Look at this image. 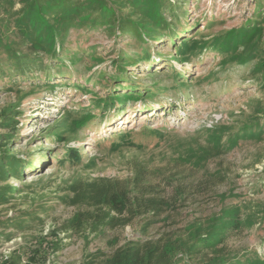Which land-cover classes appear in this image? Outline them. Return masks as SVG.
Listing matches in <instances>:
<instances>
[{
  "label": "rangeland",
  "instance_id": "rangeland-1",
  "mask_svg": "<svg viewBox=\"0 0 264 264\" xmlns=\"http://www.w3.org/2000/svg\"><path fill=\"white\" fill-rule=\"evenodd\" d=\"M169 2L172 9H166L163 17L172 25L170 32L146 45L127 36L114 39L103 30L70 29L62 38L61 49L56 44L62 68L22 43L12 25L5 30L1 21L4 8L0 7L3 42L8 38L16 53L41 58L40 65L25 69L23 78L16 77L11 76L12 66L0 50V113L12 110L18 122L14 133L0 129L2 137L10 135L5 142L0 138V155L13 154L27 166L20 179L10 177L2 183L20 192L0 206V222L10 221L0 228L2 236L10 235L7 240L0 237V261L12 258L16 264H80L89 256L109 257L128 240L155 239L164 231L183 235L188 223L220 210L219 194H234L236 197L227 198L225 203L240 202L243 208V224L226 239L225 250L264 256V136L260 141L242 138L231 151L207 158L202 168L178 159V155L211 154L206 130L225 126L237 133L243 126L263 121L259 118H264V86L249 73L255 63L230 62L228 53L215 48L180 58L175 49L183 38L192 41L200 37L197 40L205 43L246 21H257L259 7L263 16L264 0ZM20 8L15 4L12 12ZM245 48L240 46L238 53L245 54ZM145 49L148 61L128 67L123 81L107 79L115 71L110 62L116 61L121 51L137 60ZM100 74L104 80L98 81ZM174 75H178L176 83L183 80V87L173 89ZM128 84L142 93H153L123 106L116 104L106 112L94 109L95 96L127 93ZM67 112L75 113L70 119L84 112L95 117L81 130L66 133L63 142L46 139L48 128ZM151 131H161L163 136L148 135ZM127 133L130 138L111 151L110 144ZM130 140L142 148L126 145ZM67 150L78 151L79 162L64 159ZM138 164L152 172L151 183L162 181V175L173 169L180 171L189 184V197L169 213L166 222L159 220L149 227L144 237L140 236L139 218L125 227L92 231L86 213L92 209L83 190L99 179L130 180ZM198 182L204 187L199 188ZM72 218L82 221L72 225ZM41 239L43 256L31 257Z\"/></svg>",
  "mask_w": 264,
  "mask_h": 264
},
{
  "label": "trees",
  "instance_id": "trees-1",
  "mask_svg": "<svg viewBox=\"0 0 264 264\" xmlns=\"http://www.w3.org/2000/svg\"><path fill=\"white\" fill-rule=\"evenodd\" d=\"M15 4L21 6L18 12H12ZM0 7L4 8L5 18H1L4 29L8 31L12 25V30L15 31L22 43L28 44L36 52L54 60V65L61 68L63 64L59 58L56 44H59L61 49L62 38L70 29L103 30L114 39L127 36L146 45L149 41H156L160 36L169 33L172 28V25L163 17L166 9H172L169 0H0ZM124 8L127 10L123 11ZM260 9L261 7H259ZM259 10L255 15L257 21H246L243 26L231 29L223 35L215 36L209 42L200 43L197 40L200 37L192 41L186 40V38L179 40L178 48L175 47L176 55L183 58L195 52L200 53L206 48H215L219 52L228 53L230 62H238L240 65L255 63L251 66L249 73L256 75V80L264 86V12L260 17ZM7 41L9 39L5 38L3 42L0 32V50L3 49L6 61L12 66L11 76L23 78L25 69L40 65V57L18 54L14 51L11 42ZM240 46L246 47L245 54L238 53ZM122 52L124 51L119 53L116 61L110 62L111 69L115 71L113 76H108L107 79L114 83L123 81L122 75L128 67L137 65V61H148L149 59L146 49L143 53L144 56L137 60H132V54ZM149 68L150 65L147 66V69ZM177 77L178 75L172 76L173 89L185 85L183 80L176 83ZM103 78L104 74H100L98 81ZM128 85L126 86L127 93L118 94L113 91L104 98L95 96L94 109L106 112L116 104L123 106L129 101H135L138 98L144 99L146 97L144 95L150 96L153 93L147 90L142 93L133 85ZM162 91L166 92L167 90ZM72 114L75 113L67 112L60 121L48 128V135L44 137L63 142L66 133L81 130L95 117L90 112H84L70 119ZM260 119L263 120L260 124L243 126L237 133L229 132V128L225 126H216L206 130L207 144L211 154L192 155L191 158L189 155L188 158L178 155L179 161L188 163L191 167L202 168V164L208 160L207 158H217L222 153L231 151L244 137H252L260 141L264 136V118ZM17 123V117L12 110H3L0 113V129L14 133ZM148 135L158 139L163 136L161 131H151ZM9 137V134L3 137L0 135L4 142ZM129 138L130 134L128 133L119 136L120 141L112 142L109 149L116 151L122 146L124 140ZM126 145L142 148L131 140ZM64 159L70 162H79V152L67 150ZM21 161L13 154L2 153L0 155V206L7 204L14 195L20 192L19 188L8 184L2 185V183H5L10 177L21 178L27 167ZM150 174L152 172L149 173L146 168L138 164L134 167V174L130 180L99 179L86 186L83 195L87 205L92 209V211L86 212L91 221V230L95 232L99 228L125 227L134 219L139 218L142 223L140 236L144 237L148 228L157 221L166 222L169 219V213L176 211V206H181L189 197L187 191L190 187L181 178L182 174L178 170L173 169L172 172L164 173L163 180L157 183L149 181ZM196 184L200 186L199 188L204 187L202 182ZM167 189H170V192H166ZM233 197L236 196L234 194L217 195V199L222 205L220 210L202 220L196 219L188 223L183 228V235L164 231L155 239L128 240L114 250L109 257L94 258L89 256L83 259L80 264H264V256L257 253L246 251L239 254L225 250L226 239L230 234L239 232L243 224L241 203H225L227 198ZM79 217H83V214ZM76 220L81 219L72 218L70 224L73 225ZM7 222L10 223V221ZM7 222H0V228H5L4 224L7 225ZM14 227L20 228L21 224H15ZM0 237L7 240L10 235L2 236L0 232ZM39 242L40 244L31 257L34 254L36 258L43 256V239ZM34 260L35 258L30 259L31 262ZM0 264H16V262L12 258H8L1 260Z\"/></svg>",
  "mask_w": 264,
  "mask_h": 264
},
{
  "label": "bare ground",
  "instance_id": "bare-ground-1",
  "mask_svg": "<svg viewBox=\"0 0 264 264\" xmlns=\"http://www.w3.org/2000/svg\"><path fill=\"white\" fill-rule=\"evenodd\" d=\"M201 34V33H200ZM199 35V34H198ZM197 36V35H196Z\"/></svg>",
  "mask_w": 264,
  "mask_h": 264
}]
</instances>
